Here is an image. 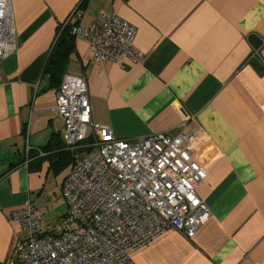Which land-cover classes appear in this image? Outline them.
<instances>
[{
  "label": "crops",
  "instance_id": "obj_1",
  "mask_svg": "<svg viewBox=\"0 0 264 264\" xmlns=\"http://www.w3.org/2000/svg\"><path fill=\"white\" fill-rule=\"evenodd\" d=\"M76 7L81 15L70 18ZM11 8L16 50L0 71V264L23 234L12 209L33 203L48 229L66 213L73 155L60 137L58 86L42 69L58 24L69 17L86 27L99 9L136 28L131 45L144 58L93 62L88 40L74 37L65 73L86 79L92 122L135 139L173 134L185 121L192 160L206 171L196 194L208 219L191 238L169 229L151 239L134 264H264V64L251 57L264 39V0H11ZM259 54L264 61V44Z\"/></svg>",
  "mask_w": 264,
  "mask_h": 264
},
{
  "label": "built area",
  "instance_id": "obj_2",
  "mask_svg": "<svg viewBox=\"0 0 264 264\" xmlns=\"http://www.w3.org/2000/svg\"><path fill=\"white\" fill-rule=\"evenodd\" d=\"M80 15L76 7L70 18ZM71 33L88 40L93 62L144 58L131 45L136 28L114 13L99 9L90 25L74 24ZM261 41L251 57L264 64ZM15 50L11 0H0V71ZM55 109L64 148L73 155L61 188L67 210L54 233L42 231L44 215L33 203L12 209L9 218L23 234L10 264H134L132 253L151 239L169 229L191 238L208 219L196 194L206 171L192 160L195 133H185V121L173 134L118 138L110 126L92 122L86 79L69 73L62 75Z\"/></svg>",
  "mask_w": 264,
  "mask_h": 264
},
{
  "label": "trees",
  "instance_id": "obj_3",
  "mask_svg": "<svg viewBox=\"0 0 264 264\" xmlns=\"http://www.w3.org/2000/svg\"><path fill=\"white\" fill-rule=\"evenodd\" d=\"M72 25L74 24H58V33L45 59L42 74L48 76L51 85L59 87L62 75L67 72L70 56L74 52Z\"/></svg>",
  "mask_w": 264,
  "mask_h": 264
},
{
  "label": "rangeland",
  "instance_id": "obj_4",
  "mask_svg": "<svg viewBox=\"0 0 264 264\" xmlns=\"http://www.w3.org/2000/svg\"><path fill=\"white\" fill-rule=\"evenodd\" d=\"M61 217H62V216H61ZM61 217H60V218H61ZM60 218H59V219H60ZM59 219H55V221L52 223V224H53V227H50V229H48V228L46 227V225L43 224V226L41 227V228H42V231H43V232H50L49 230H55V227H56V226H57V227H58V226L60 227ZM52 224H51V225H52ZM51 228H52V229H51ZM53 228H54V229H53Z\"/></svg>",
  "mask_w": 264,
  "mask_h": 264
}]
</instances>
